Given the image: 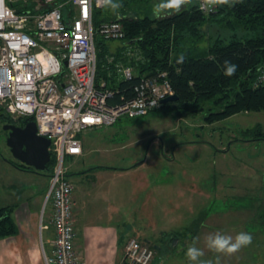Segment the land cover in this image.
<instances>
[{"label":"rangeland","instance_id":"obj_1","mask_svg":"<svg viewBox=\"0 0 264 264\" xmlns=\"http://www.w3.org/2000/svg\"><path fill=\"white\" fill-rule=\"evenodd\" d=\"M160 2L154 0L153 7ZM128 3L133 12L148 8L143 2ZM203 33L198 53L219 38L229 42L243 34L240 29L231 31L226 20L205 26ZM123 43L108 41L106 46L113 51ZM207 116L205 110L180 117L168 107L143 118L123 116L111 127L83 132L84 155L65 160L71 182L82 181L76 172L94 166L129 168L142 160L145 164L133 168L138 171L134 176L119 181L112 180V172L96 173L103 169L86 173L84 177L100 175L103 180L89 191L77 185L87 199L81 204L80 222L120 226L127 232L123 241L136 239L155 252L152 264H192L186 252L194 239L204 251L201 260L215 264L219 256L220 264H264V137L257 136L264 130V111L241 113L212 125L206 123ZM9 124L0 117V206L17 207L15 214L25 205L30 210L39 207L37 239L45 247L48 233L40 234V224L43 212L47 220L51 213L47 201L51 177L19 167L8 146ZM140 179L148 184L138 186L135 180ZM120 187H126L122 199ZM241 231L253 239L239 251L227 255L207 248L208 235L235 237ZM173 235L180 239L174 247ZM11 238L15 237L6 240Z\"/></svg>","mask_w":264,"mask_h":264},{"label":"built area","instance_id":"obj_2","mask_svg":"<svg viewBox=\"0 0 264 264\" xmlns=\"http://www.w3.org/2000/svg\"><path fill=\"white\" fill-rule=\"evenodd\" d=\"M104 8L100 0H0V110L14 120L33 118L56 157L47 195L50 225L44 217L40 224L41 234L50 227L55 234L52 256L41 242L45 264H82L75 251V186L65 166L66 158L83 154L81 134L123 116L147 117L175 95L168 74L159 72L141 79L134 98L110 103L117 93L97 83L96 38L124 42L126 32L120 22L95 27L94 13ZM126 56L141 60L131 47ZM116 69L123 80L134 79L131 66ZM154 257L149 246L130 239L121 264H152Z\"/></svg>","mask_w":264,"mask_h":264},{"label":"trees","instance_id":"obj_3","mask_svg":"<svg viewBox=\"0 0 264 264\" xmlns=\"http://www.w3.org/2000/svg\"><path fill=\"white\" fill-rule=\"evenodd\" d=\"M131 1L143 2L148 8H137L133 12L128 3ZM153 1L114 0L121 2L122 7L116 11L104 8L94 13L95 27L104 22L123 24L126 48L136 46L141 55V60L127 58L134 69V79L119 81L116 61L110 65L107 63L110 53L107 41L96 38L97 83L104 80L107 88L117 93L110 100L111 104H121L123 99L134 98L135 87L141 79L165 72L179 99L175 103L162 104L154 112L172 107L182 117L189 111L199 113L206 110V123L212 125L241 113L264 111V82L259 81L264 68V0H238L231 7L217 4L209 14L200 10V1L193 2L192 6L178 14L159 19L153 15ZM224 20L231 31L240 29L243 34L234 36L229 42L219 38L205 52L198 53L197 47L204 39L203 28ZM181 56L183 63H177ZM225 61L237 65L234 75H224ZM0 117L21 127L33 121L28 117L14 120L1 110ZM257 136L263 138L264 130ZM55 165L56 157L51 154L45 172L23 164L19 167L48 173L51 177ZM87 172L80 171L79 174ZM70 173L68 169V181ZM16 209L14 206H0V240L19 234Z\"/></svg>","mask_w":264,"mask_h":264},{"label":"crops","instance_id":"obj_4","mask_svg":"<svg viewBox=\"0 0 264 264\" xmlns=\"http://www.w3.org/2000/svg\"><path fill=\"white\" fill-rule=\"evenodd\" d=\"M200 0H198L199 2ZM197 2V1H196ZM197 2V3H198ZM189 5V4H187ZM192 6V5H191ZM185 7V6H183ZM190 7V6H189ZM174 14L165 15L164 17L172 16ZM163 17V18H164ZM132 48L133 51H137L136 46L130 45L126 48V44L123 43L122 46L117 47L115 50L110 51L107 63L113 64L116 61V65L122 66H130V60L126 56L128 48ZM128 58V59H127ZM129 63V64H126ZM132 67V66H131ZM133 68V67H132ZM135 73V72H134ZM117 79L119 81L123 80L120 74L117 75ZM101 82H105L102 80ZM83 142V141H82ZM85 148L83 144V154L85 153ZM78 156V157H81ZM145 164V160L136 166H132L129 168H117V167H106V166H94L91 167L90 170H87L88 173H92L94 170H98L96 167H106L103 171H96V173L101 172H112L115 176H113L112 180H120L126 176H134L136 169L133 168H141ZM70 171V170H69ZM80 171L76 172L79 174ZM86 176L85 174H79V177H83L84 179H78L76 182H72L75 186L74 190V202H75V211H74V224H75V251L77 256L79 257L82 264H121L125 252L128 241L124 240L126 236V231L121 230V227H111V225L107 226H97L92 224H82L83 221L80 222V216L82 215L81 204L87 201L81 193L79 192V187L77 185L83 184L86 190H92V187H96L98 182L103 180L99 175L97 178H92L90 176ZM72 177V175H70ZM69 177V178H70ZM140 178L142 176L140 175ZM117 181V182H118ZM145 180H135V183L138 186L147 185L148 180L145 183ZM103 183V182H102ZM150 183V181H149ZM127 187V185H125ZM125 190L121 189L118 191V195L120 199H122V195L126 193ZM40 208L37 207L36 210H30L27 205L21 212L24 217L21 216L19 211L16 212L15 218L19 227V235L15 238L0 240V264H45L42 245L37 236L39 234L38 229V217H40ZM44 217V215H42ZM41 217V221H42ZM45 225H50L49 220L43 218ZM81 225V226H80ZM47 240L45 243V251L47 255L52 256L53 253V241L55 239L54 230L50 227L46 230ZM80 233V234H79ZM41 234V233H40ZM176 236L177 235H173ZM132 239V238H131ZM82 240V242H80Z\"/></svg>","mask_w":264,"mask_h":264},{"label":"clouds","instance_id":"obj_5","mask_svg":"<svg viewBox=\"0 0 264 264\" xmlns=\"http://www.w3.org/2000/svg\"><path fill=\"white\" fill-rule=\"evenodd\" d=\"M101 4L105 8H109L112 11H116L121 8L120 3L114 2V0H100ZM238 0H200L199 8L201 11H208L213 8V6L228 5L229 7L234 6V3ZM191 0H161L160 3L154 5L153 15L156 18H163L165 15L178 14L182 7L190 4ZM183 56L179 58L177 63H183ZM224 75L232 76L237 70V65L232 64L230 61L224 62ZM252 235L248 232L241 231L235 235H225L217 232L214 235H208L206 240L207 248L215 253H222L231 255L239 251L242 247H246L252 243ZM196 240L194 239L193 244L187 248L186 256L192 264H213L211 260H201L200 258L204 256V251L195 246ZM215 264H220V258L217 256Z\"/></svg>","mask_w":264,"mask_h":264},{"label":"water","instance_id":"obj_6","mask_svg":"<svg viewBox=\"0 0 264 264\" xmlns=\"http://www.w3.org/2000/svg\"><path fill=\"white\" fill-rule=\"evenodd\" d=\"M67 66V63H65ZM176 95L168 97L162 104L175 103L178 101ZM9 131L8 146L13 156L23 165L34 168L38 172H45L51 161V141L38 135V128L35 121L27 123L24 127L8 125ZM180 239L172 237L171 246L177 245Z\"/></svg>","mask_w":264,"mask_h":264},{"label":"flooded vegetation","instance_id":"obj_7","mask_svg":"<svg viewBox=\"0 0 264 264\" xmlns=\"http://www.w3.org/2000/svg\"><path fill=\"white\" fill-rule=\"evenodd\" d=\"M9 125H10V124H9ZM12 125H16V126L21 127L20 124H18V123H16V124L12 123ZM21 164H22V163H21Z\"/></svg>","mask_w":264,"mask_h":264}]
</instances>
